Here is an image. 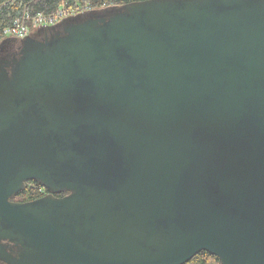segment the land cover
Listing matches in <instances>:
<instances>
[{
    "label": "water",
    "instance_id": "95a60500",
    "mask_svg": "<svg viewBox=\"0 0 264 264\" xmlns=\"http://www.w3.org/2000/svg\"><path fill=\"white\" fill-rule=\"evenodd\" d=\"M27 181L47 193L12 201ZM202 251L264 264V0H144L1 42L0 264Z\"/></svg>",
    "mask_w": 264,
    "mask_h": 264
},
{
    "label": "trees",
    "instance_id": "16d2710c",
    "mask_svg": "<svg viewBox=\"0 0 264 264\" xmlns=\"http://www.w3.org/2000/svg\"><path fill=\"white\" fill-rule=\"evenodd\" d=\"M144 0H0V43L13 39L4 34L16 20H28L36 15L53 17L60 9L79 16L90 11L118 8L128 3ZM67 17V18H68ZM27 22V21H26ZM34 30L32 33L36 32ZM47 191L35 181H27L23 190L11 197L12 201L26 202L44 196ZM65 194V193H64ZM62 194H59V196ZM58 196V195H57ZM185 264H221L217 257L202 251Z\"/></svg>",
    "mask_w": 264,
    "mask_h": 264
},
{
    "label": "built area",
    "instance_id": "2783aa9c",
    "mask_svg": "<svg viewBox=\"0 0 264 264\" xmlns=\"http://www.w3.org/2000/svg\"><path fill=\"white\" fill-rule=\"evenodd\" d=\"M69 15H72V13L60 9L53 17L36 15L34 18L30 19L26 16L28 20H16L11 27L5 29L3 32L6 36H10L9 38L23 39L31 35L34 30L56 25ZM26 21H28L29 24H27Z\"/></svg>",
    "mask_w": 264,
    "mask_h": 264
},
{
    "label": "rangeland",
    "instance_id": "374dc122",
    "mask_svg": "<svg viewBox=\"0 0 264 264\" xmlns=\"http://www.w3.org/2000/svg\"><path fill=\"white\" fill-rule=\"evenodd\" d=\"M26 23L29 24L28 21ZM7 37H10V36H7Z\"/></svg>",
    "mask_w": 264,
    "mask_h": 264
},
{
    "label": "flooded vegetation",
    "instance_id": "af4514ba",
    "mask_svg": "<svg viewBox=\"0 0 264 264\" xmlns=\"http://www.w3.org/2000/svg\"><path fill=\"white\" fill-rule=\"evenodd\" d=\"M62 195H64V194H62ZM62 195H60V196H62ZM59 196V195H58Z\"/></svg>",
    "mask_w": 264,
    "mask_h": 264
}]
</instances>
